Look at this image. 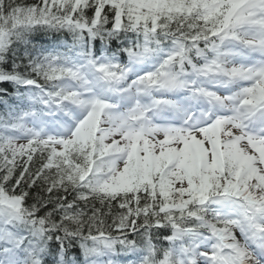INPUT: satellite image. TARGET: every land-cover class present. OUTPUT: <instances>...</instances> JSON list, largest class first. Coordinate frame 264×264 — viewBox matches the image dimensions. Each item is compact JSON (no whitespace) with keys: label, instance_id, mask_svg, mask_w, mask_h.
<instances>
[{"label":"snow or ice","instance_id":"snow-or-ice-1","mask_svg":"<svg viewBox=\"0 0 264 264\" xmlns=\"http://www.w3.org/2000/svg\"><path fill=\"white\" fill-rule=\"evenodd\" d=\"M0 264H264V0H0Z\"/></svg>","mask_w":264,"mask_h":264}]
</instances>
